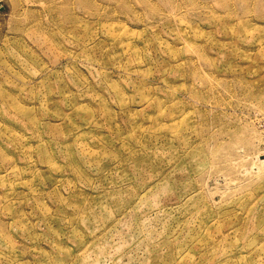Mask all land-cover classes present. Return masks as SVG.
I'll use <instances>...</instances> for the list:
<instances>
[{
	"label": "rangeland",
	"instance_id": "rangeland-1",
	"mask_svg": "<svg viewBox=\"0 0 264 264\" xmlns=\"http://www.w3.org/2000/svg\"><path fill=\"white\" fill-rule=\"evenodd\" d=\"M0 264H264V0H0Z\"/></svg>",
	"mask_w": 264,
	"mask_h": 264
},
{
	"label": "bare ground",
	"instance_id": "bare-ground-1",
	"mask_svg": "<svg viewBox=\"0 0 264 264\" xmlns=\"http://www.w3.org/2000/svg\"><path fill=\"white\" fill-rule=\"evenodd\" d=\"M105 15V14H104Z\"/></svg>",
	"mask_w": 264,
	"mask_h": 264
}]
</instances>
